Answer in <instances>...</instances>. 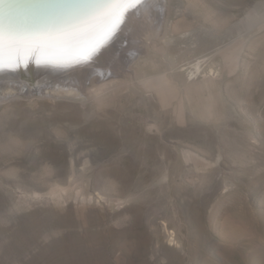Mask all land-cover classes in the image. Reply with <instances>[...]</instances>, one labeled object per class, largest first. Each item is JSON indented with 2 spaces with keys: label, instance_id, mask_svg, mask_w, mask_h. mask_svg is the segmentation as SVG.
Returning <instances> with one entry per match:
<instances>
[{
  "label": "rangeland",
  "instance_id": "rangeland-1",
  "mask_svg": "<svg viewBox=\"0 0 264 264\" xmlns=\"http://www.w3.org/2000/svg\"><path fill=\"white\" fill-rule=\"evenodd\" d=\"M128 6L99 55L146 37ZM93 17L72 35L88 46ZM147 23L160 94L0 91V264H264V0H170Z\"/></svg>",
  "mask_w": 264,
  "mask_h": 264
},
{
  "label": "bare ground",
  "instance_id": "bare-ground-1",
  "mask_svg": "<svg viewBox=\"0 0 264 264\" xmlns=\"http://www.w3.org/2000/svg\"><path fill=\"white\" fill-rule=\"evenodd\" d=\"M93 4L94 0H15V2L13 0H5V3L0 6V15L4 16L6 24L11 21L20 30H30L48 27L66 19L83 18L89 20L93 16L88 14V12L95 11ZM140 5L137 8L139 11L137 14H141L144 11V17L141 22H137L138 26L133 31H143V34H146L143 40L136 42L138 40L136 36L131 35V41L127 47H124L122 43L115 45V48L114 46L112 47L114 54L111 51H100L102 54L99 55L96 50L93 54L94 60H105V62L94 64L90 60H88L89 62L86 60L76 62L77 49L74 45L77 47V42H79L80 46L85 45L86 43H80V40L90 37L95 30L80 35V40L76 38L77 36L73 37V34H57L54 39L46 43L38 54H35L40 56L39 60L33 58L35 60L33 61L31 59V63L36 68L37 85H30L24 81V75L21 73L23 70L21 63L14 68L7 66L10 54L6 46L4 50L5 67L0 70V91L12 87L22 92L36 93L43 88L51 87L58 93L76 90L82 95H92L99 99L108 97L134 79L142 81L146 89H154L158 94L162 90L166 91L167 88L164 84L168 82L167 72L163 70V64L156 53L157 51L152 50L149 44V40L154 37H151L152 32L145 30L144 24L148 22V27L152 28L155 24L159 25L161 23V27L158 29L164 28V25L169 22L170 0H142ZM128 7L130 10L134 8L133 5ZM134 15L136 16V13ZM133 19L136 20L138 18L134 17ZM156 35H158L157 32ZM111 45H114V43ZM143 47L147 48V53L144 55L140 51V48ZM125 50H130V52L125 54ZM35 55L32 57H35ZM28 56L30 57L31 55ZM12 62L15 64V54H12ZM201 63L202 60L196 58V61L192 64L191 75L199 73ZM94 65H96L95 72L93 70L92 72H87V67L93 68ZM12 69L14 70L12 71ZM108 71L111 73L110 77H106ZM153 76H155L156 82L152 80ZM87 80L90 81L88 82L89 85H86ZM196 91H200V87ZM48 100L52 101L55 99L50 97ZM82 101L80 103H83ZM209 106L208 104L202 106L205 112H209L207 111ZM53 197L54 200H59L58 194H54Z\"/></svg>",
  "mask_w": 264,
  "mask_h": 264
},
{
  "label": "snow or ice",
  "instance_id": "snow-or-ice-1",
  "mask_svg": "<svg viewBox=\"0 0 264 264\" xmlns=\"http://www.w3.org/2000/svg\"><path fill=\"white\" fill-rule=\"evenodd\" d=\"M4 3L5 0H0V6ZM140 3H142V0H94L93 7L95 11L91 16L107 20L109 27L103 35L95 38V42L91 46H80L77 42L76 62L89 59L99 45L118 27L123 12L127 10L125 6L139 5ZM87 23L88 20L83 18L66 19L44 28L20 30L11 21L6 24L4 16L0 15V70L5 67L4 50L6 46L10 54L7 66L10 68L18 67L24 54L35 55L40 52L46 43L54 39L57 34H78L80 29ZM12 54H15V64L12 62Z\"/></svg>",
  "mask_w": 264,
  "mask_h": 264
},
{
  "label": "water",
  "instance_id": "water-1",
  "mask_svg": "<svg viewBox=\"0 0 264 264\" xmlns=\"http://www.w3.org/2000/svg\"><path fill=\"white\" fill-rule=\"evenodd\" d=\"M32 56L28 57L25 61H27L28 63L31 61Z\"/></svg>",
  "mask_w": 264,
  "mask_h": 264
}]
</instances>
